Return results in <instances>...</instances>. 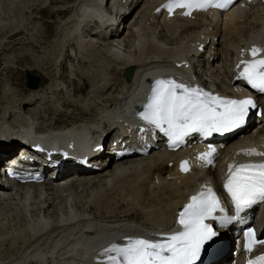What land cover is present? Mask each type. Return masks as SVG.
I'll return each instance as SVG.
<instances>
[{
	"label": "bare ground",
	"instance_id": "6f19581e",
	"mask_svg": "<svg viewBox=\"0 0 264 264\" xmlns=\"http://www.w3.org/2000/svg\"><path fill=\"white\" fill-rule=\"evenodd\" d=\"M3 1L10 0H0L1 3ZM62 1L64 7L58 14H71L64 22L61 21L64 39L56 40L52 50L58 54L53 59L60 66L59 59L65 58L68 66L73 63V69H79L78 78L85 80L88 95L84 102L87 105L83 103L79 108L93 118L73 120L69 126L57 129L40 127L31 112L25 110V106L36 101L44 103L42 99L46 90L38 89V92L34 91L18 101L10 111L6 107L1 108L8 112L0 116V137L3 136L0 146L4 148L0 147V153L11 145L27 147L32 129L66 138L74 145L85 140L101 141L100 136L116 132L125 141L138 130L133 110H141L140 104L147 99L150 83L170 78L183 81L186 73L194 69L195 60L201 59L205 67L202 72L220 85L229 80L227 75L231 72L234 49L239 46L249 48L258 36H261L258 46L264 49V8L238 9L236 18L230 13L227 20L218 15H199L194 20L178 17L168 20L154 13L163 0H144L139 4L138 0H113L117 4L123 1L127 8L137 6L122 18L121 28L107 33L105 29L110 24L103 26L105 13L102 10L105 0ZM67 1L73 3L68 5ZM109 8L113 9L112 6ZM34 11L36 8L31 16ZM196 43L205 44V52L198 58L192 48ZM182 61H188L191 68L184 70V67H178ZM129 66L134 68V73L126 81L123 71ZM198 68L201 71L200 64ZM72 78H75L74 73ZM241 88L244 90V86ZM52 107L56 110L63 108L60 104ZM55 130L59 132L52 134ZM263 138L264 116L256 117L245 127L244 136L227 147L224 155L235 156L233 151L251 142L259 146L264 143ZM133 145L137 143L133 141ZM182 155V152L157 151L145 159L129 158L95 174L92 177L97 180L89 184L79 182V177L85 176L82 170L66 165L65 173L57 181L65 187L47 191L43 196L38 189L31 196L4 190L0 193V211H5L11 201L24 197L26 202L30 199L40 202L42 215H38L36 220L22 222L23 229L19 233L23 237L22 244L17 245L16 240L9 242L12 252L7 257L0 256V264H100L104 259L100 253L112 243L123 244L129 237L158 239L161 234L175 231V216L179 214L187 194L201 181L221 185L227 177L224 169L228 170L230 163H240L237 157L224 165L219 161L214 170L193 171L180 176L166 165L172 161L179 165ZM166 173L173 178H165ZM254 219L259 231L264 233V214L258 211L256 215L249 213L245 217V220ZM156 230L161 233H155ZM235 230L238 231L236 226L226 233L222 231V239H218L217 246L224 243L223 249L216 248L213 254L207 255L206 259L210 261L206 264H241L242 256L234 243ZM228 233L230 235L226 236Z\"/></svg>",
	"mask_w": 264,
	"mask_h": 264
},
{
	"label": "snow or ice",
	"instance_id": "6c2138e0",
	"mask_svg": "<svg viewBox=\"0 0 264 264\" xmlns=\"http://www.w3.org/2000/svg\"><path fill=\"white\" fill-rule=\"evenodd\" d=\"M233 0H168L163 5L169 13L176 8L185 9L184 15L192 10L205 11L208 8L227 9ZM264 51L253 46L250 60L239 62L238 79L244 80L252 89L264 93V58H257ZM243 56V51L241 52ZM257 105L252 98L231 99L206 91L199 86H189L175 79H157L140 119L148 126L163 133L169 147H178L185 137L200 133L207 137L213 133L225 134L242 127L251 109ZM216 149L209 150L197 159L213 164ZM236 155L264 157V152L255 148L243 149ZM223 187L231 198L237 214L253 204L264 202V162L230 163ZM181 171H189L188 162L181 163ZM224 213L221 200L212 187L203 185L201 191L190 197L189 202L178 214V231L161 234L158 239L132 238L125 243H112L103 249L100 264H198L203 252L215 242L218 233L212 224L214 220L225 227L233 217L217 216ZM246 252H251L257 243L254 230L244 233ZM248 264H264V255L250 259Z\"/></svg>",
	"mask_w": 264,
	"mask_h": 264
},
{
	"label": "rangeland",
	"instance_id": "374dc122",
	"mask_svg": "<svg viewBox=\"0 0 264 264\" xmlns=\"http://www.w3.org/2000/svg\"><path fill=\"white\" fill-rule=\"evenodd\" d=\"M67 2L68 5L73 3V1H71V3L70 1ZM2 3V10H0V116L4 112H8L2 111L1 108L6 107L10 111V109H13L17 106L18 101L22 100L23 97L26 98L27 95L29 96L32 92L37 91L38 89V91L44 89L43 92L46 90L45 95H47V92L49 91L48 100H52L58 87H52L51 83H55V80L58 79V74L62 75V77H59L60 79H63V77H66L67 79V75L71 72L70 69L65 68L63 65H57L59 62H54V59L57 57L58 53L53 52L52 50L56 44V40H61L62 36L64 37L60 27L63 25L61 23H63L69 15V13L62 16L58 14L59 10L64 7L63 1L14 0V2H11L10 0L3 1ZM43 5L48 6L42 9V7H44ZM35 8L36 11H34L35 13L33 16H31L30 14ZM61 63L63 64L64 62L61 61ZM25 71H28L30 75L32 73L33 75L39 77L41 82H43V85L47 86L40 87L34 91L26 89L23 86L25 83ZM74 71L76 74L77 71L79 72L77 68H75ZM84 82L85 81L82 78H78V74L77 78L75 79L69 77L68 83L64 86L67 92L65 93L60 90L61 94L55 95L53 99H61V104L63 105L62 114L55 108L54 111L56 113L50 114L44 112L45 109L46 111L52 112L53 107L50 105H44L45 103H43L41 104L42 108H46L44 110L41 108L43 120L39 122V113H34V111H31V107H33L35 104V107L37 108L40 105V101H36L32 105L25 106V110L31 112V114L38 121V125L40 127H53L57 129L64 126H69L76 120L85 121L81 118L88 115L82 112L79 114V118L77 119L79 110H76L81 104L85 102L88 96L86 93L87 85H84ZM82 84L84 87L80 86ZM70 88H72L71 93H76L75 102L72 101L69 95L70 93H68ZM46 114L50 115L47 117ZM46 117L47 119H56L66 123L56 126L57 121H44ZM88 118L92 119L93 116H88ZM10 203L6 205L5 211H0V256H2V258L7 257L10 255V252H12L9 248V242L16 240L17 245L22 244L21 242H23V237L19 235L23 229L24 223L22 222L25 220H36L40 215H42L40 202H34L31 199L26 202L24 197H20L18 198V201H11ZM12 205H14V207ZM7 234H9V236ZM12 234L15 235L13 236ZM1 239L5 241H2Z\"/></svg>",
	"mask_w": 264,
	"mask_h": 264
}]
</instances>
